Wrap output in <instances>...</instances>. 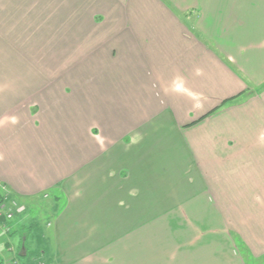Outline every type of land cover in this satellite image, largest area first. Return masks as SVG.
<instances>
[{
    "label": "crops",
    "instance_id": "obj_1",
    "mask_svg": "<svg viewBox=\"0 0 264 264\" xmlns=\"http://www.w3.org/2000/svg\"><path fill=\"white\" fill-rule=\"evenodd\" d=\"M263 83L264 0H0V189L52 264L264 257Z\"/></svg>",
    "mask_w": 264,
    "mask_h": 264
},
{
    "label": "rangeland",
    "instance_id": "obj_2",
    "mask_svg": "<svg viewBox=\"0 0 264 264\" xmlns=\"http://www.w3.org/2000/svg\"><path fill=\"white\" fill-rule=\"evenodd\" d=\"M256 87H262L264 89V83L261 85H255ZM48 197L45 196L44 194L29 198L32 199L31 203H25V204H18L16 206L23 207L22 211L18 212L15 211L14 209H11L14 212L13 218H11L9 221L7 219L1 220L0 218V257L4 259L5 264H52V249L50 248L49 245V250L46 255L41 256H34V249H37L41 243L48 244L49 240L48 237L49 231L48 227L49 224L51 223V218H52V213L56 211L55 208V201L54 199L59 196L58 190L53 188L48 190ZM10 199V198H9ZM12 200V199H11ZM12 208L14 205H11ZM21 218L20 223H25L24 225H30V224H35V236L33 235V250L31 251V255L29 258L24 259L20 253H19V248L17 244L14 243V234L16 233L15 229L10 228L11 226L8 225L9 222L12 220L14 221V218ZM10 228V229H9ZM47 229V230H46ZM43 231H46L47 235H43ZM45 233V232H44ZM17 240V239H16ZM40 242V244H39ZM128 251L130 252V241H128V246H127ZM140 254H142L143 248H140ZM240 253V256L242 257L243 251H238ZM39 254V252H37ZM131 254L135 257H138L136 255V251L131 250ZM154 254V253H153ZM244 254V253H243ZM40 255V254H39ZM110 252L108 253L109 257V262L112 261L110 260V257H112ZM174 256V253H173ZM107 257V253H105V258ZM158 257L157 254H154V260ZM242 264H264V257L261 258H254V257H246L244 261H242ZM102 264H108V263H102ZM109 264H114L113 261ZM136 264H146L145 262H139Z\"/></svg>",
    "mask_w": 264,
    "mask_h": 264
},
{
    "label": "trees",
    "instance_id": "obj_3",
    "mask_svg": "<svg viewBox=\"0 0 264 264\" xmlns=\"http://www.w3.org/2000/svg\"><path fill=\"white\" fill-rule=\"evenodd\" d=\"M226 101H223V103ZM222 103V104H223ZM221 106V105H219ZM219 106H217L214 110H216L217 108H219ZM5 193L3 191L0 190V197L1 195H4ZM8 196V198H10V196L8 194H5ZM11 199V198H10ZM1 220L7 219V217L5 215L0 216ZM5 221V220H4ZM35 230V224H30V225H26L24 227H22V232L20 234V246H19V253L25 257L24 259L29 258V256L31 255V251H32V247H31V240L33 239V233ZM49 250V245L42 243L37 249H35L33 252L34 256H41V258L43 257V255H46L48 253ZM37 252H39V254H37ZM0 264H5L4 259L2 257H0Z\"/></svg>",
    "mask_w": 264,
    "mask_h": 264
},
{
    "label": "built area",
    "instance_id": "obj_4",
    "mask_svg": "<svg viewBox=\"0 0 264 264\" xmlns=\"http://www.w3.org/2000/svg\"><path fill=\"white\" fill-rule=\"evenodd\" d=\"M11 205H14V207L12 208ZM16 205H18V203L15 200L9 199L8 196L5 194L1 195L0 197V216L5 215L7 219L13 218L14 212L11 209H14L15 211L20 212L22 211V208H23V207L16 206Z\"/></svg>",
    "mask_w": 264,
    "mask_h": 264
}]
</instances>
